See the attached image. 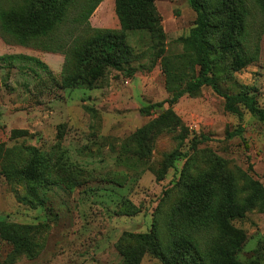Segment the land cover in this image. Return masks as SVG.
I'll list each match as a JSON object with an SVG mask.
<instances>
[{"label":"rangeland","instance_id":"obj_1","mask_svg":"<svg viewBox=\"0 0 264 264\" xmlns=\"http://www.w3.org/2000/svg\"><path fill=\"white\" fill-rule=\"evenodd\" d=\"M11 1L0 0V6ZM84 3H73L65 25L51 40L20 45L0 32V56H26L45 66L26 59L0 60V144L16 154L15 161L32 158L29 150L33 148L34 155L51 157L63 168L54 167L51 172L60 185L40 187L35 193L30 181L6 178L0 165V220L33 226L36 242L33 257H14L12 246L0 239V263L119 264L117 243L122 234L147 233L160 206L159 231L165 240V214L180 197L178 183L188 158L165 170V158L176 148L171 135L158 136L150 154L142 158L133 151L132 136L167 104L155 108L151 116L142 115L141 107L166 100L197 75L199 67L183 42L195 25L196 14L187 0H155L165 34L166 60L158 59L148 71L154 54L149 35L129 31L125 39L136 56L131 64L136 68L133 76L107 69L95 88L63 89L64 54L50 50L61 47L65 51L63 37L67 47L72 42L76 33L66 32L79 4ZM253 13L256 60L246 62L243 57L245 64L239 67L217 36L214 71L222 91L247 92L264 108V17L256 9ZM88 22L92 29L120 30L114 0H102ZM172 108L190 133L180 151L192 157V174L213 168L215 157L238 188L242 175L264 187L263 122L242 105H238L240 117L226 112L224 99L208 86L193 96H183ZM238 128L240 135L228 137ZM14 131L25 133L14 135ZM193 135L206 136L208 141L191 149ZM69 178L76 184L71 190L63 183ZM131 207L138 212L126 213ZM233 225L245 238L237 259L264 264V212L252 210ZM140 264L161 263L145 255Z\"/></svg>","mask_w":264,"mask_h":264},{"label":"trees","instance_id":"obj_2","mask_svg":"<svg viewBox=\"0 0 264 264\" xmlns=\"http://www.w3.org/2000/svg\"><path fill=\"white\" fill-rule=\"evenodd\" d=\"M78 0H12L6 7L0 6V32L20 45H27L39 39L51 40L56 31L65 25L73 3ZM196 14L195 25L188 37L183 39L193 62L199 67L198 73L183 88L171 92L169 97L157 103L148 104L139 109L144 116H151L155 108L167 104V108L155 118L138 128L132 136L133 151L138 158L150 154L155 139L161 134L171 135L176 148L165 158V170L181 158H188L181 171L178 183V200L165 214V240L159 231L158 218L160 206L155 211L150 230L147 233H123L117 243L120 256L119 264H140L145 255L157 259L161 264H258L257 261L240 262L237 254L244 242L243 233L234 227L233 222L242 220L252 210L264 212L263 185L242 175V186L238 188L234 177L222 169V161L213 158V168L205 172L192 174V157L181 152L185 140L189 139V130L183 125L173 106L185 95L193 96L202 87L208 86L224 99L226 112L241 116L238 105L264 123V108H260L254 95L247 92L235 94L222 91L214 71V39L218 36L222 49L233 56L236 65L255 61L258 47L252 40L255 25L253 9L264 17V0H187ZM102 0H85L79 4L77 14L66 32L72 42L65 44L66 49H52L63 52L64 65L60 87L63 89L86 86L89 89L98 86L107 69L122 71L133 76L136 68L131 64L136 56L133 48L126 42L129 31H145L152 42L154 54L148 71H151L158 59L164 56L165 34L161 18L155 6V0H114V10L120 30L92 29L89 18ZM189 57V56H188ZM192 57V56H191ZM26 59L45 67L38 60L26 56H0L1 61ZM178 60H184L178 56ZM241 128L228 137L240 135ZM24 131H14V135H23ZM208 141L206 136L193 135L189 140L190 148ZM29 160H14L16 154L0 144V165L6 178L17 176L32 183L36 193L40 187L60 185L57 178L51 177L54 167L63 169L58 161L51 157L34 155ZM164 170V171H165ZM64 183L66 189L76 184L69 178ZM41 201V200H40ZM138 210L131 207L126 210L130 215ZM33 226L20 225L0 220V239L12 246L14 257L26 255L33 257L36 249ZM0 264H7L5 262Z\"/></svg>","mask_w":264,"mask_h":264}]
</instances>
